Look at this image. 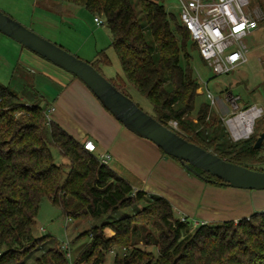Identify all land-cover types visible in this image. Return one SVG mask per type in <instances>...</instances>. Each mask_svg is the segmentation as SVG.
I'll list each match as a JSON object with an SVG mask.
<instances>
[{"label": "trees", "instance_id": "16d2710c", "mask_svg": "<svg viewBox=\"0 0 264 264\" xmlns=\"http://www.w3.org/2000/svg\"><path fill=\"white\" fill-rule=\"evenodd\" d=\"M61 1L83 5L105 18L123 72L117 80H109L120 91L129 96L126 86L132 85L150 101L152 116L162 124L205 149L215 147L226 160L264 170L251 164L259 152L254 144L234 150L238 142H226L227 132L209 101L195 106L199 83L190 61L191 49L197 47L178 16L156 0H138L143 24L133 0ZM91 64L99 70L96 61ZM39 101L40 96L27 104L10 84L0 82V264L22 263L48 240L32 232L44 197L69 219L96 218L127 208L131 212L82 232L89 241L72 262L62 243L54 239L35 264H103L114 249L113 264H264V207L238 220L192 226L167 198L134 188L101 162L98 153L48 118V109L40 107ZM194 111L195 120L190 118ZM209 127H214L211 132ZM222 139L227 143L223 148ZM52 147L67 158L66 163L55 162ZM197 170L204 181L227 185ZM148 225L157 230L155 251L133 241ZM141 236L151 243L147 233Z\"/></svg>", "mask_w": 264, "mask_h": 264}, {"label": "rangeland", "instance_id": "374dc122", "mask_svg": "<svg viewBox=\"0 0 264 264\" xmlns=\"http://www.w3.org/2000/svg\"><path fill=\"white\" fill-rule=\"evenodd\" d=\"M156 1L161 2L167 11L178 16L177 0ZM133 2L138 11L140 22L143 24L145 19L140 10L139 2L138 0H133ZM262 2L264 3V0H254L251 3L252 10L258 16V25L253 33L244 39L246 60L235 69L221 75H213L198 51L191 49L192 59L190 64L199 83L195 106L198 107L203 101L211 103L217 114L216 116L220 118L221 125L227 132L226 142H238L234 150H237L240 146L253 145L260 132L264 133V9ZM0 10L81 59L90 63L96 61L99 71L107 79L115 81L117 76H123L119 58L111 46L109 27L102 14L92 13L83 5L61 0H0ZM257 12H259V15ZM95 15L101 18L102 24H97L94 21ZM19 47L18 42L0 32V82L10 84L17 91L23 85H29L30 89L33 88L31 76L21 69L17 61ZM102 52L104 56H101ZM104 57L107 60L106 62ZM207 89L212 94V99L206 96ZM126 91L143 111L153 114L152 104L144 95L130 84H127ZM252 106L259 109V114L253 121L252 132L239 139L234 138L227 126V120ZM195 116L196 112L194 111L190 118L195 120ZM170 124L175 125L173 122H170ZM174 127L178 129L177 125ZM213 128L209 127V131L211 132ZM225 139L220 141L221 148L227 146ZM258 148L259 152L256 159H253L251 164L264 169V137ZM217 150L215 147L210 149L214 153H217ZM52 152L56 163L63 164L67 162V158L56 147H52ZM118 167L117 169L121 175L130 180L132 184L143 185L144 179L133 172L131 168L128 166L125 168ZM257 190L264 192V189ZM130 212L131 209L127 208L96 218L85 216L69 219L61 213V209L49 198L44 197L38 214L33 220L32 232L35 237L48 236V240L41 248L35 249L31 255L19 264H35L36 257L44 249L52 246V240L54 239L60 243L68 242L66 255L69 254L68 260L72 262L80 248L89 241L88 235H80L82 232L106 219L119 217ZM198 223L202 222L194 221L192 226ZM144 228L140 234L134 235L133 241L140 248L155 251L154 242L157 230L151 225ZM144 232L150 236V244L142 239L141 233ZM115 252L116 249L107 253L103 264H113Z\"/></svg>", "mask_w": 264, "mask_h": 264}, {"label": "crops", "instance_id": "0c3cea01", "mask_svg": "<svg viewBox=\"0 0 264 264\" xmlns=\"http://www.w3.org/2000/svg\"><path fill=\"white\" fill-rule=\"evenodd\" d=\"M17 61L33 84L32 89L19 88L24 102L40 96L39 106L48 109L50 119L79 141L91 140L96 153H108L107 163L119 174L118 166L131 168L144 179L143 185L131 183L133 187L164 196L178 215L192 222H218L238 220L264 207V192L206 182L151 140L127 129L63 67L21 45Z\"/></svg>", "mask_w": 264, "mask_h": 264}, {"label": "water", "instance_id": "95a60500", "mask_svg": "<svg viewBox=\"0 0 264 264\" xmlns=\"http://www.w3.org/2000/svg\"><path fill=\"white\" fill-rule=\"evenodd\" d=\"M0 32L81 79L102 105L127 129L151 140L166 154L178 158L195 174H200L197 170L200 169L221 179L229 186L264 189V170L226 160L209 149L187 140L143 111L90 62L46 39L2 10H0ZM263 137L264 133L260 132L254 148L260 146Z\"/></svg>", "mask_w": 264, "mask_h": 264}, {"label": "built area", "instance_id": "2783aa9c", "mask_svg": "<svg viewBox=\"0 0 264 264\" xmlns=\"http://www.w3.org/2000/svg\"><path fill=\"white\" fill-rule=\"evenodd\" d=\"M253 1L177 0L179 20L195 42L199 54L206 61L213 75L230 72L246 60L244 39L250 36L258 25V16L251 6ZM257 13L259 15V12ZM94 21L102 24L98 15L94 16ZM206 96L212 99L208 89ZM242 112L244 110L239 114ZM253 121L250 126L248 123H239L233 117L227 120V126L234 138L239 139L252 132ZM172 122L175 124L172 125L176 126V122ZM247 128L249 131L245 133ZM239 132L243 134L240 135ZM84 147L89 151L96 149L91 140H85ZM98 158L101 162L107 163L110 155L100 153ZM61 246L67 250L68 242H62ZM67 256L69 257V254Z\"/></svg>", "mask_w": 264, "mask_h": 264}, {"label": "bare ground", "instance_id": "6f19581e", "mask_svg": "<svg viewBox=\"0 0 264 264\" xmlns=\"http://www.w3.org/2000/svg\"><path fill=\"white\" fill-rule=\"evenodd\" d=\"M259 114V109L255 108V107H250L247 110H244V112H242L241 114L237 115L234 117L235 120H238V122H244V123H248L251 126L252 121L254 120V118ZM237 123V124H239ZM249 131V128H247L245 130V133H247ZM240 135H242V132Z\"/></svg>", "mask_w": 264, "mask_h": 264}]
</instances>
